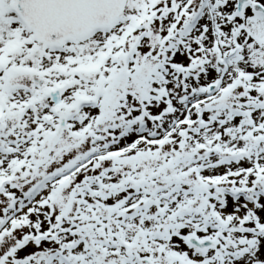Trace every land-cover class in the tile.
<instances>
[{
    "label": "snow or ice",
    "instance_id": "1",
    "mask_svg": "<svg viewBox=\"0 0 264 264\" xmlns=\"http://www.w3.org/2000/svg\"><path fill=\"white\" fill-rule=\"evenodd\" d=\"M0 264H264V0H0Z\"/></svg>",
    "mask_w": 264,
    "mask_h": 264
}]
</instances>
